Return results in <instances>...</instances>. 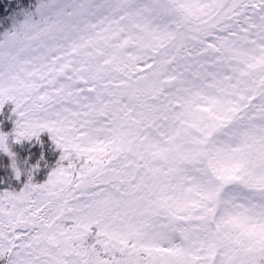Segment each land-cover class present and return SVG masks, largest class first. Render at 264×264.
<instances>
[{
    "label": "snow or ice",
    "instance_id": "1",
    "mask_svg": "<svg viewBox=\"0 0 264 264\" xmlns=\"http://www.w3.org/2000/svg\"><path fill=\"white\" fill-rule=\"evenodd\" d=\"M0 264H264V0L0 3Z\"/></svg>",
    "mask_w": 264,
    "mask_h": 264
},
{
    "label": "trees",
    "instance_id": "2",
    "mask_svg": "<svg viewBox=\"0 0 264 264\" xmlns=\"http://www.w3.org/2000/svg\"><path fill=\"white\" fill-rule=\"evenodd\" d=\"M0 3L8 4L11 3V0H0ZM5 10L7 11V7L5 8Z\"/></svg>",
    "mask_w": 264,
    "mask_h": 264
}]
</instances>
